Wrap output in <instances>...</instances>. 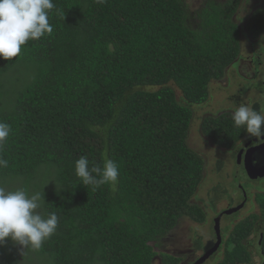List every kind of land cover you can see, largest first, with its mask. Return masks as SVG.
I'll use <instances>...</instances> for the list:
<instances>
[{"label":"trees","instance_id":"obj_1","mask_svg":"<svg viewBox=\"0 0 264 264\" xmlns=\"http://www.w3.org/2000/svg\"><path fill=\"white\" fill-rule=\"evenodd\" d=\"M53 3V32L13 60L0 58V121L12 129L0 151L8 162L0 186L20 183L39 193L41 214L55 212L59 222L38 249L0 245V264H154L159 241L181 219H207L192 204L205 168L188 144L193 113L170 85L191 106L206 104L210 85L239 54L240 30L215 5L193 28L184 0ZM224 120L204 130L230 147L241 135ZM81 156L101 166L112 159L117 180L83 185L75 174ZM49 168L54 180H41ZM253 228L250 220L236 227L222 264L251 263L243 242Z\"/></svg>","mask_w":264,"mask_h":264},{"label":"flooded vegetation","instance_id":"obj_2","mask_svg":"<svg viewBox=\"0 0 264 264\" xmlns=\"http://www.w3.org/2000/svg\"><path fill=\"white\" fill-rule=\"evenodd\" d=\"M211 5L223 7L226 13L232 17V22L240 30L241 43L239 54L233 64L226 69L224 76L226 80L239 79L240 92H233L231 96L225 98V100L232 102L231 105L221 104L222 107L214 115L208 116L203 123L202 131L200 130L199 135L211 145L212 151L217 149L220 153V158L217 156V159H215V163L217 164V173L215 174L222 176L225 173L228 168L227 158H229L233 159L235 163L234 172L236 176L232 179L231 174H227L225 180L224 174L221 177V181L213 183L205 189L206 196L203 199L198 198V192L193 199L194 205L204 212H206L204 209L206 207L212 213V216H214V219H212L214 238L206 239L196 231L193 233L190 230L186 232V241H177L173 238L172 245L159 253L160 256L154 264H164L161 255L172 257L174 260L179 261L178 264H196L219 241L215 231L216 221L219 217H221L222 243L217 253L205 264L209 263L212 259L217 261L219 256L225 255L224 245L230 239L234 229L248 220L254 223V228L251 235L244 240L243 244L251 256H253V253H257L264 262V216L262 215L261 207L254 199L257 194L264 196V178L260 180L252 179L247 168V165L252 164L255 158H259L258 148L264 146V139L257 142L255 138H249L243 128L234 126L232 120V112L241 103L248 104L257 112L260 109H264V0H206L205 8ZM223 80L214 81L210 85V90L215 82H222ZM246 96L248 99L243 101V98H246ZM210 99L207 103L210 102ZM188 107L194 113V107L200 106L188 104ZM220 118H225V125L228 126L231 132L235 130L236 135H241L238 141H234L233 138L229 140L230 147H224L220 143H216L212 136L208 135V132L204 130L206 122L211 124V129H215L216 120ZM223 137L226 136H222V139ZM214 156L216 157V155ZM208 174V168L207 172L204 168V182H208V178H210ZM230 186L235 187V191H231ZM235 209H239V211L234 212ZM230 211L233 214L225 215ZM212 216L207 215L206 220L209 221V218ZM182 220H191L201 227L206 224V221L203 224H198L192 219ZM224 222L227 223L223 226ZM232 228L233 230L230 231ZM160 248L162 249L163 247L160 246L157 249L159 250Z\"/></svg>","mask_w":264,"mask_h":264},{"label":"clouds","instance_id":"obj_3","mask_svg":"<svg viewBox=\"0 0 264 264\" xmlns=\"http://www.w3.org/2000/svg\"><path fill=\"white\" fill-rule=\"evenodd\" d=\"M56 6L53 0H0V58L9 61L20 56L29 41H38L53 32L50 12ZM57 15L63 12L56 9ZM234 126L243 128L249 138L264 139V109L259 112L241 103L232 112ZM12 132L10 124L0 121V151ZM0 157V167H7ZM91 165V166H90ZM75 174L82 184L99 188L115 182L119 169L112 159L103 160L102 166L90 162L87 156L75 161ZM41 195L29 194L24 188L8 190L0 186V245L7 241L24 248L38 249L56 231L58 216L41 214Z\"/></svg>","mask_w":264,"mask_h":264},{"label":"rangeland","instance_id":"obj_4","mask_svg":"<svg viewBox=\"0 0 264 264\" xmlns=\"http://www.w3.org/2000/svg\"><path fill=\"white\" fill-rule=\"evenodd\" d=\"M184 2L186 5V8H187V11H188L190 26H192L193 28H198L199 24H200V19H199L198 15L205 8L206 0H184ZM24 76L26 77L25 74H24ZM238 83H239V79H236V78L235 79H227V80L224 79L222 82H215V84H213L211 86L212 89L210 90V92H211L210 102L207 103L206 105H203L200 107H194V113L192 111L193 121H192L191 128H190L188 144H189V147L194 152L199 154L204 159L205 170L207 172V168H208V171H209L208 175H210V178H208V182L203 181V183L201 185V187L202 186H205V187H202V188L200 187V189H198V191H197L198 194L196 193L199 199H203L206 196V194L204 192L205 189L207 187H210L213 183L221 181V177H223L224 174H225V176H224L225 180H226L227 174H231L232 179H234V177L236 176V174L234 172L235 167H236L235 163H234L233 159H229V158H227V161H228L227 167L228 168L225 171V173L222 176L215 174V173H217V168H216L217 164L215 163V159H217V156H219L220 153L217 149L215 151H212L211 145L208 144V142H206L201 137V135H199V133H200V130L202 131V127H203V123H204L205 119L208 116L214 115L215 112H217L222 107L221 104H224V105L227 104V106L229 104L231 105L232 102L225 100V98H227L228 96H231L232 95L231 93H233V92L234 93L240 92V87H239ZM170 86L172 88H174V90L176 91L178 101L181 104L188 106V103L186 102L183 93L178 89V87L175 84H172ZM147 90H150V89H147ZM150 91H152V90H150ZM10 98L11 97L7 98L4 106H6V107L10 106V104H11ZM246 99H248L247 96H246V98H243V101H246ZM214 155H216V157ZM218 158H220V156ZM49 169L50 170H45L40 175L41 180H43V181L47 180V182L54 180L55 170H53L52 168H49ZM21 187H22V185L20 183H18V184H11L6 189L15 190L16 188H21ZM230 189H231V191H235V187L230 186ZM34 193H37V192H33V194ZM254 199H255V202L258 203L259 206H261L260 204H261L262 200H264V196L257 194V195H255ZM194 203L195 202L193 201L192 204L194 205ZM204 209L206 210V212H204V211L203 212L206 214V216L207 215L212 216V213L210 211H208V209L206 207H204ZM38 211H40V209H38ZM212 219H214V216L209 218V221L206 220V224H204L202 227L195 224L191 220H182L181 219L182 221L179 222L178 227L175 230H173L171 232V234H169L164 239L159 241V247L162 246L163 248L162 249L160 248L159 250L156 249V252L160 253V252L164 251L163 249L169 248L173 243V240H174L173 238H175V240H177V241L178 240H181V241L185 240L186 241V239H187V233L186 232H188L190 230H192L193 233H194V231H196L199 235L204 236L206 239L214 238V231H213L214 227L212 225ZM226 220H228V219H226ZM226 223L227 222H224L223 226ZM240 225H242V224H240ZM232 230H233V228L230 231H232ZM197 238H199V237L197 236ZM152 245L155 246V244H152ZM232 249H233V246H228L227 242H226L224 245L225 253L228 254V252H231ZM252 255L253 256L251 257L252 260H251L250 264H263L264 263L263 260L261 259V257L257 253H253ZM224 259H225V255L222 254L221 256H219L217 261H215V259H212L207 264H222ZM157 264H160V263H157Z\"/></svg>","mask_w":264,"mask_h":264},{"label":"water","instance_id":"obj_5","mask_svg":"<svg viewBox=\"0 0 264 264\" xmlns=\"http://www.w3.org/2000/svg\"><path fill=\"white\" fill-rule=\"evenodd\" d=\"M259 158H255L252 164H248L247 168L249 170L250 177L254 180H260L264 178V146L258 148ZM261 155V156H260ZM257 159V160H256ZM239 209H235L234 212H238ZM233 214L232 211L226 213L225 215ZM221 217L216 221L215 231L218 236V243L215 244L213 249H210L206 252V254L196 263V264H205L217 251L221 246Z\"/></svg>","mask_w":264,"mask_h":264}]
</instances>
